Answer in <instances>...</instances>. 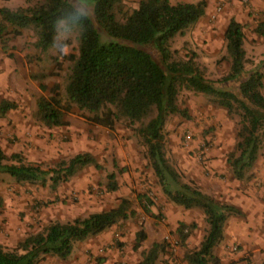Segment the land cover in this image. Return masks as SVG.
<instances>
[{
    "label": "rangeland",
    "instance_id": "rangeland-1",
    "mask_svg": "<svg viewBox=\"0 0 264 264\" xmlns=\"http://www.w3.org/2000/svg\"><path fill=\"white\" fill-rule=\"evenodd\" d=\"M38 1L0 0V6L17 8ZM130 3L123 0V10L132 9ZM205 13L202 19L173 37L169 47L172 57L184 60L192 56L207 78L226 75L230 59L226 55L224 31L229 19L235 18L243 25L246 56L243 78L254 70L262 72L264 95V34L257 32L258 24L264 23V0H207ZM3 38L6 46L0 39V101L15 103V108L0 115V145L4 152L20 153L25 162L40 164L45 169L81 152L92 154L98 164L80 168L56 188L50 187L49 181L18 183L0 172V244L13 249L27 235L42 231L51 221H67L109 209L121 198H128L134 216L106 229V237L101 240V235H94L78 241V245L97 244L87 249L82 264H104L108 259L114 264H135L142 249L163 241L167 253L160 255L156 264H188L185 252L198 247L208 228L202 210L184 209L164 196L137 135L138 123L121 119L112 129L98 125L88 119L89 112L79 110L65 96L66 76L77 52L76 34L59 30L54 46L46 51L34 46L30 29H24L18 36L7 33ZM43 73L47 74L43 80L46 91L40 90L34 78ZM55 83L59 84L63 104L69 106L65 114L68 125L46 127L37 117V101L40 95L47 96ZM177 103L187 110V116L172 114L166 119L163 132L168 160L184 180L240 210L228 217L214 253L221 264H262L264 146L246 176L236 179L227 157L237 140L238 114L228 113L208 95L185 88L180 90ZM111 172L118 184L114 191L106 187ZM138 195L143 196L142 201ZM142 204L148 207V212ZM179 222L195 226L184 246L176 234ZM10 225L17 227L16 235L9 234ZM141 227L147 236L135 250V233ZM68 257L48 255L38 264H71Z\"/></svg>",
    "mask_w": 264,
    "mask_h": 264
},
{
    "label": "trees",
    "instance_id": "trees-1",
    "mask_svg": "<svg viewBox=\"0 0 264 264\" xmlns=\"http://www.w3.org/2000/svg\"><path fill=\"white\" fill-rule=\"evenodd\" d=\"M207 0H139L135 7L123 10V0H39L33 5L8 8L0 6V39L18 36L24 29L34 35V46L46 51L54 46L59 30L76 34L77 52L66 76L64 93L79 110L91 115L93 123L112 129L118 120L138 123L137 135L145 147V157L164 196L184 209L202 210L208 228L198 247L184 254L188 264H221L214 248L223 238L228 217L240 213L233 204L221 202L203 192L168 160L163 128L168 116H187L177 100L182 88L203 93L228 113H237L239 123L234 149L227 164L236 179H243L256 162L264 146L263 74L254 70L243 78L246 61L243 25L230 18L224 31L229 72L218 79L204 76L194 58L175 59L169 50L173 37L194 25L206 12ZM257 32L264 34V23ZM36 74L41 91L47 90L44 78ZM40 95L37 117L46 127L68 125V104H63L59 84ZM15 108L9 100L0 101V115ZM97 161L89 152L77 153L55 167L25 162L20 153L7 155L0 145V172L18 183L45 184L56 188L80 168ZM108 191L117 189L115 173L108 174ZM142 201L143 196L138 195ZM149 203V198H145ZM2 199L0 197V206ZM145 211L148 207L142 204ZM135 215L128 198L109 209L51 221L42 231L31 233L13 249L0 244V264H38L48 255L66 259L77 241L97 235L121 220ZM194 224L179 222L176 234L185 245ZM143 227L135 233L134 249L146 239ZM165 242H153L140 251L135 264H156L166 254ZM264 264V261L262 262Z\"/></svg>",
    "mask_w": 264,
    "mask_h": 264
},
{
    "label": "crops",
    "instance_id": "crops-1",
    "mask_svg": "<svg viewBox=\"0 0 264 264\" xmlns=\"http://www.w3.org/2000/svg\"><path fill=\"white\" fill-rule=\"evenodd\" d=\"M130 1H131L130 4H131L132 8L135 7L136 4H137V2H138L136 0H130ZM178 1H191V0H178ZM169 2L171 3L172 1L169 0ZM203 16L200 19H202ZM16 228H17L16 226H11L10 231H9V234L10 235H16L15 234ZM19 231H21V229ZM97 235H101L99 237V240H101L102 238H105L106 237V234L104 233V231L101 232V233H99V234H97ZM78 243H80V242L77 241V242L74 243L73 248H72V251H71V253H70L69 257H68V260L70 261L71 264H82L84 262V260H85V252L87 251V249H89L90 247L91 248H95L96 245H97V244H91L90 245V244H88V242H87V244H79V245H78ZM104 264H114V261H111L110 259H108V260L105 261Z\"/></svg>",
    "mask_w": 264,
    "mask_h": 264
},
{
    "label": "built area",
    "instance_id": "built-area-1",
    "mask_svg": "<svg viewBox=\"0 0 264 264\" xmlns=\"http://www.w3.org/2000/svg\"><path fill=\"white\" fill-rule=\"evenodd\" d=\"M219 9V7L217 8V10ZM212 17H215V15L213 14Z\"/></svg>",
    "mask_w": 264,
    "mask_h": 264
},
{
    "label": "clouds",
    "instance_id": "clouds-1",
    "mask_svg": "<svg viewBox=\"0 0 264 264\" xmlns=\"http://www.w3.org/2000/svg\"><path fill=\"white\" fill-rule=\"evenodd\" d=\"M61 47H63V46H61Z\"/></svg>",
    "mask_w": 264,
    "mask_h": 264
}]
</instances>
